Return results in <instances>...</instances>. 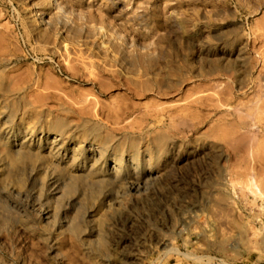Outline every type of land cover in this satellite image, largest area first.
Wrapping results in <instances>:
<instances>
[{
  "label": "rangeland",
  "instance_id": "rangeland-1",
  "mask_svg": "<svg viewBox=\"0 0 264 264\" xmlns=\"http://www.w3.org/2000/svg\"><path fill=\"white\" fill-rule=\"evenodd\" d=\"M40 1L0 0V83L28 124L100 119L139 167L55 196L0 170V264H264V0H62L49 26ZM113 58L150 74L88 63Z\"/></svg>",
  "mask_w": 264,
  "mask_h": 264
},
{
  "label": "bare ground",
  "instance_id": "bare-ground-1",
  "mask_svg": "<svg viewBox=\"0 0 264 264\" xmlns=\"http://www.w3.org/2000/svg\"><path fill=\"white\" fill-rule=\"evenodd\" d=\"M41 1L51 6V10H41L39 8ZM41 1L33 9L34 17L42 19L44 25L49 26L52 14L59 17L63 1ZM55 4L57 6H54ZM54 7L58 10L52 12ZM97 28L103 30L104 26L100 25ZM118 61L121 62L123 70L116 67L118 64L115 62ZM88 63L93 70L101 66L99 70L111 73L113 76L119 72L123 73L124 70L139 77L150 74V70H143L136 62L125 63L117 58L109 61L91 59ZM131 78V83L136 86L148 83V79L139 81L137 78ZM13 94L8 85L0 83V151L3 154L0 170L4 176L3 179L7 180L12 176V167L16 164L29 162L27 179L33 184L48 187L49 194L55 196L59 193L64 194L65 187L77 181H90L104 185L122 182L126 176L131 175V171L139 167V162L133 155L128 158L122 153H111L110 146H107L104 138L110 139L114 137V134L99 121L100 109L96 108L95 116L99 120L93 123L90 118L81 123H75L68 115H54L48 110L43 112V117H38L33 124H28L25 118L30 103L25 102L24 105L17 106L11 97ZM132 145L138 147L136 142ZM150 173L148 175H151ZM15 181L20 183L22 178H16ZM134 184L140 185L138 182ZM13 190L22 194V190H17V186H14ZM100 194L106 195L107 192L103 190ZM52 210L53 208H48L39 211L42 216L51 217ZM59 223L65 224L63 220Z\"/></svg>",
  "mask_w": 264,
  "mask_h": 264
}]
</instances>
